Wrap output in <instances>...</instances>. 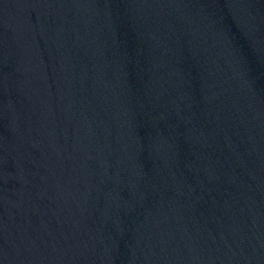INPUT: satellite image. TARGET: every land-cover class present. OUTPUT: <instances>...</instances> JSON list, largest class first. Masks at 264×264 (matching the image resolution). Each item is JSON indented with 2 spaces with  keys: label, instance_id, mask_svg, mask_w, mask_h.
<instances>
[{
  "label": "water",
  "instance_id": "95a60500",
  "mask_svg": "<svg viewBox=\"0 0 264 264\" xmlns=\"http://www.w3.org/2000/svg\"><path fill=\"white\" fill-rule=\"evenodd\" d=\"M0 264H264V0H0Z\"/></svg>",
  "mask_w": 264,
  "mask_h": 264
}]
</instances>
